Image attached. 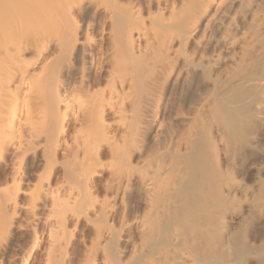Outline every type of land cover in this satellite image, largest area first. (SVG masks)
I'll return each mask as SVG.
<instances>
[{
  "label": "bare ground",
  "instance_id": "obj_1",
  "mask_svg": "<svg viewBox=\"0 0 264 264\" xmlns=\"http://www.w3.org/2000/svg\"><path fill=\"white\" fill-rule=\"evenodd\" d=\"M0 264H264V0H0Z\"/></svg>",
  "mask_w": 264,
  "mask_h": 264
},
{
  "label": "rangeland",
  "instance_id": "obj_2",
  "mask_svg": "<svg viewBox=\"0 0 264 264\" xmlns=\"http://www.w3.org/2000/svg\"><path fill=\"white\" fill-rule=\"evenodd\" d=\"M51 49H52V46L49 47V49H48V51H47V53H46L47 55L49 54V50H51ZM28 56H31V55L28 54ZM31 57H32V56H31ZM26 240H28V238H26Z\"/></svg>",
  "mask_w": 264,
  "mask_h": 264
}]
</instances>
